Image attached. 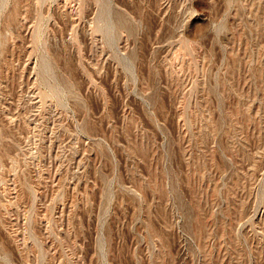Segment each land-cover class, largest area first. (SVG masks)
<instances>
[{
    "label": "rangeland",
    "instance_id": "obj_1",
    "mask_svg": "<svg viewBox=\"0 0 264 264\" xmlns=\"http://www.w3.org/2000/svg\"><path fill=\"white\" fill-rule=\"evenodd\" d=\"M0 264H264V0H0Z\"/></svg>",
    "mask_w": 264,
    "mask_h": 264
}]
</instances>
